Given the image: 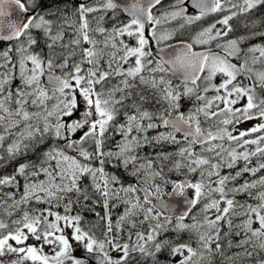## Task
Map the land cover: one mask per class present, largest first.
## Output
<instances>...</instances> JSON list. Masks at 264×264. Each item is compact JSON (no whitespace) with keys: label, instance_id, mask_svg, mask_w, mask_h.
I'll list each match as a JSON object with an SVG mask.
<instances>
[{"label":"snow or ice","instance_id":"snow-or-ice-1","mask_svg":"<svg viewBox=\"0 0 264 264\" xmlns=\"http://www.w3.org/2000/svg\"><path fill=\"white\" fill-rule=\"evenodd\" d=\"M0 264H264V0H0Z\"/></svg>","mask_w":264,"mask_h":264},{"label":"rangeland","instance_id":"rangeland-1","mask_svg":"<svg viewBox=\"0 0 264 264\" xmlns=\"http://www.w3.org/2000/svg\"><path fill=\"white\" fill-rule=\"evenodd\" d=\"M251 123H254V122H251ZM248 126H250V125H244V127H248Z\"/></svg>","mask_w":264,"mask_h":264},{"label":"trees","instance_id":"trees-1","mask_svg":"<svg viewBox=\"0 0 264 264\" xmlns=\"http://www.w3.org/2000/svg\"><path fill=\"white\" fill-rule=\"evenodd\" d=\"M9 171H11V169H9ZM99 210V209H98Z\"/></svg>","mask_w":264,"mask_h":264}]
</instances>
